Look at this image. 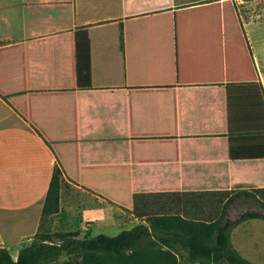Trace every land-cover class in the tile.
Listing matches in <instances>:
<instances>
[{"label": "crops", "instance_id": "obj_1", "mask_svg": "<svg viewBox=\"0 0 264 264\" xmlns=\"http://www.w3.org/2000/svg\"><path fill=\"white\" fill-rule=\"evenodd\" d=\"M257 3L0 0V89L21 97L31 119L0 93V247L17 259L33 239L56 171L67 186L54 228L90 232L119 233L150 214L204 217L216 206L208 191L254 182L246 171L261 160L232 158L230 137L245 144L240 121L256 117L262 98L251 70L242 78L232 68L224 39L230 19L240 20L264 88ZM219 19H228L224 33ZM230 117L238 121L233 131ZM52 143L81 180L130 207L71 180ZM231 209L235 218L240 212ZM250 221L232 230V240L242 230L254 233ZM234 245L264 264L258 243L253 251Z\"/></svg>", "mask_w": 264, "mask_h": 264}, {"label": "trees", "instance_id": "obj_2", "mask_svg": "<svg viewBox=\"0 0 264 264\" xmlns=\"http://www.w3.org/2000/svg\"><path fill=\"white\" fill-rule=\"evenodd\" d=\"M227 16V15H226ZM228 19H219L218 28L224 33ZM233 24L231 38L225 37V47L229 49V63L239 70L243 78L248 69L253 76V84L262 98V109L241 119L246 123L248 134L245 144L235 146L237 137L231 136L232 158L257 159L260 166L248 168L246 174L255 181L232 189L211 190L217 198L215 209L204 217L181 213L150 214L146 222L125 228L115 235L87 231L80 236V229L55 231L46 222L50 215L60 210L61 189L57 179L59 171L53 176L45 200L40 226L33 239L23 245L15 259L8 248L0 247V264H257L243 255L234 245L232 230L240 223L252 218L264 220V88L258 81V72L248 42L245 29L238 19H230ZM227 59V60H228ZM235 70V72H236ZM241 71V72H240ZM261 89V91H260ZM0 93L25 118L30 115L20 103V98ZM258 110V109H257ZM237 119L230 117L233 131ZM68 177L76 183L95 190L108 200L127 208L129 203L111 191L81 180L73 161L65 157L59 145L52 143ZM62 176V175H61ZM250 183V184H249ZM194 191H183L182 195ZM195 193V192H194ZM135 195L134 198H136ZM251 200L259 205L258 209H246L235 218L230 209L238 200ZM65 256L70 259L61 261Z\"/></svg>", "mask_w": 264, "mask_h": 264}, {"label": "rangeland", "instance_id": "obj_3", "mask_svg": "<svg viewBox=\"0 0 264 264\" xmlns=\"http://www.w3.org/2000/svg\"><path fill=\"white\" fill-rule=\"evenodd\" d=\"M246 2H250V1H256L257 6H259L262 10L263 16H264V0H245ZM262 1V3H261ZM57 179L59 180V184H60V189L61 191L64 189V187L67 186V181L65 179L64 176H61L58 174ZM218 198L216 197L213 202L216 205ZM219 204V203H218ZM258 209L260 208L258 204H256L255 202L251 201V200H238L232 207V214L233 215H237L238 212L244 211L246 209ZM142 218H140L139 223L143 222ZM137 221V220H136ZM54 222H55V215H50L48 218V221L45 223L46 226H48L49 228L55 230V231H59V230H63V229H58V228H54ZM250 225L252 226V231H254V233L252 235L246 234L247 232H244L243 230L240 231L242 236H237L240 233H237L235 236H233V241L234 243L238 246V248L243 249L241 247V245H245V248H248L247 250L253 251L256 250L257 248V243L259 244V246L264 247V220L261 218H257V219H251L250 221ZM99 228H101V226H97L96 228H94L91 233L93 235L99 234L101 232L106 233V234H110V235H115L118 232L117 227L114 228H108V229H104V230H99ZM76 230V229H73ZM65 231V230H64ZM87 231L86 229L80 230V236H83ZM239 239V240H238ZM244 250V249H243ZM246 252V251H244ZM70 259L69 256H65L61 259V261L64 260H68ZM254 260H257L256 257H253ZM180 264H187V262L182 259Z\"/></svg>", "mask_w": 264, "mask_h": 264}]
</instances>
